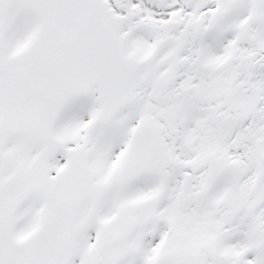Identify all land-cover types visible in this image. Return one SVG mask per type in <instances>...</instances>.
Masks as SVG:
<instances>
[{
	"label": "snow or ice",
	"instance_id": "obj_1",
	"mask_svg": "<svg viewBox=\"0 0 264 264\" xmlns=\"http://www.w3.org/2000/svg\"><path fill=\"white\" fill-rule=\"evenodd\" d=\"M0 264H264V0H0Z\"/></svg>",
	"mask_w": 264,
	"mask_h": 264
}]
</instances>
